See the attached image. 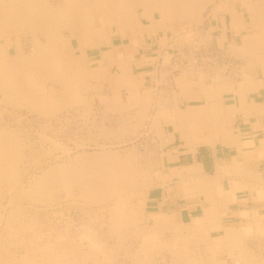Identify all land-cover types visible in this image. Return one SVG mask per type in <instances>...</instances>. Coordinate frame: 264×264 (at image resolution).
<instances>
[{"label": "rangeland", "instance_id": "obj_1", "mask_svg": "<svg viewBox=\"0 0 264 264\" xmlns=\"http://www.w3.org/2000/svg\"><path fill=\"white\" fill-rule=\"evenodd\" d=\"M46 1L53 7H57L61 2V0ZM263 3L264 0H209L203 5L205 8L203 6L199 8L200 11L170 5L164 19L160 18L157 11H155L157 14L152 12L150 15H144L141 12L143 6H136L132 15L141 18L144 24L150 25L159 33L163 32L165 38L169 36L170 39H175L177 45H183L185 48L193 45L192 56L199 63L202 62L200 59H203L200 54L205 57V53H209L212 58L209 65L214 66L217 64L214 63L216 62L214 59L218 57L222 59L224 52L217 45L206 48L205 44L213 39L216 44L222 45L224 38H229V35L219 36V33L225 25L232 22V12L238 14L237 22L243 21L244 12L245 19L247 18L250 25L253 27L261 25V22H264ZM116 13L124 14L126 11L108 12L103 8H94L91 11V24L99 27L101 21H109V17ZM158 21L161 25L157 23ZM110 26L111 24L108 27ZM104 31L106 32V28ZM91 32V29L82 30L86 47L87 44L89 46L90 42L95 41V38L90 40L92 37L87 36ZM68 34V29L62 31V36ZM21 37L25 44L26 35L22 34ZM177 38L181 41L183 39L184 42L179 40L178 43ZM13 40L15 39L11 36L8 39L4 38L3 42ZM72 41L74 45L77 44L75 39ZM197 46L202 47L198 49ZM28 47L29 44L26 43L25 48ZM95 49H89V54L96 53L98 49ZM67 54L68 48L62 53L61 64L64 69H67V76L70 77L75 68L68 66ZM73 66L77 67L78 64L73 62ZM217 67L214 69L222 71L220 66ZM112 72L110 70V73ZM85 79L78 83V90L75 89L76 92L78 91L77 98L75 102L72 101L73 103L68 99L72 97L73 91L70 93L72 88H66V91L62 93L58 82L54 83L51 77L37 78L38 84L44 86H39L41 93L47 101L52 102L45 110L31 109L24 105L15 106L9 102L0 101V136L7 131L11 133L13 143L18 147L20 172L16 180L17 186L2 190L0 195V246L3 248L5 258L7 257L8 261L11 258L12 264H24L23 257H28V264H46L47 259H50L52 255H50L52 251L49 252L50 248L62 238L68 241L67 247L70 248L66 255L69 264H78V262L79 264H182V261L188 258L187 261L190 263L191 255L197 256L198 260V254H195L193 250L196 239L193 238L194 229L190 221V213L183 214L182 222L180 216L170 220L163 214L148 215L149 210L145 206L148 194L158 193L162 186V174L169 175L168 179H170L174 176L172 173L174 170L158 169L159 156L156 151L158 145L148 138L149 127L146 123L145 111L127 108L126 86H121V89L116 92L106 83L103 89L95 88V85L86 83ZM123 79L126 81L127 77ZM62 95L65 100L58 98ZM112 152L117 156L115 157ZM83 153L104 155L108 159L113 157L112 160L126 162L119 169H125V167L132 169L129 166L134 168V171L131 170L133 173L129 182L113 190H107L109 186L101 183L102 190L98 192L103 191L102 194L85 195L76 181L63 177L60 172L57 173L58 175H53L48 182L41 181V174L43 175L45 170L54 165L62 167L63 163H71L75 156ZM10 216L14 217L12 223L8 221ZM164 221H167V224H164ZM130 226L135 227L133 229ZM154 226L157 227L156 230ZM85 227L88 229L86 230ZM89 229L92 230L89 231ZM85 236H87L86 239ZM94 237L97 242L92 243L91 246L90 242H94ZM40 250L43 252L41 253ZM95 250L98 251V256L94 254ZM199 256V260H202L200 264H206V262L209 264V261L213 264L210 255L201 253Z\"/></svg>", "mask_w": 264, "mask_h": 264}, {"label": "crops", "instance_id": "obj_2", "mask_svg": "<svg viewBox=\"0 0 264 264\" xmlns=\"http://www.w3.org/2000/svg\"><path fill=\"white\" fill-rule=\"evenodd\" d=\"M261 23L253 27L243 12V23L220 31L229 35L222 45L213 39L205 44L224 52L223 60L213 57L222 71L209 65V53L195 65L193 45H177L142 19L110 26L111 45L95 54L84 45V67L91 71L85 82L102 89L106 83L116 92L126 86L127 108L145 111L148 138L158 145V169L174 170L170 179L162 174L158 193L148 194V215L180 216L182 222L190 213L194 253L198 259L212 253L213 264H264ZM116 53L127 58L129 70L120 68Z\"/></svg>", "mask_w": 264, "mask_h": 264}, {"label": "bare ground", "instance_id": "obj_3", "mask_svg": "<svg viewBox=\"0 0 264 264\" xmlns=\"http://www.w3.org/2000/svg\"><path fill=\"white\" fill-rule=\"evenodd\" d=\"M208 1L209 0H61V2L58 3L57 7H53L46 0H0V101H6V102H9L10 104L15 105V106L24 105L25 107H28L31 109L37 108V109L45 110L47 108V106L49 108L51 101H47V99L41 93V90L39 88L40 85L38 84L37 78H40V77L50 78L51 77V79L52 78L54 79L53 80L54 83H55V81L58 82L60 89H62V91H61L62 93H63V91L64 92L66 91V88L67 89L70 87L72 88V90H70V93H72V91H73V94L71 95L72 97L68 98V99L70 100V102H72V101L75 102V100L77 98V92H78V91L76 92L75 89H77L78 83L82 82L83 77H85L86 73L91 72L89 70L90 68L84 67V61H83V56L85 55V52L87 49L84 47V37H82V30L84 28L86 30L91 29V31H92L91 34H87L88 37H92V38H90V40L95 38L94 42L89 41L90 47L98 48V47H102V46L111 45V33H110L111 28L108 27L109 24H111V27L112 26L115 27L117 25H119L121 27H127V26H131L133 23H139L141 18L135 17L132 15V12L135 11L136 6H143L141 9L142 10L141 12L144 15H150L152 12L157 11L158 14L160 15V18L164 19L166 13H168V11L170 9L169 8L170 5H179L181 7L190 8V9L196 11L200 7L205 5ZM242 4H243V2H242ZM247 7H249V5H247ZM250 7H253V6H250ZM94 8H97V9L103 8L104 11H108V12L112 11V10L113 11L124 10V11H126V13H124V14H118V13L112 14L109 17L110 22L108 20L101 21V23L99 24V27H98L95 24L94 25L91 24V19H90L91 18V11ZM198 11H200V9ZM237 15L238 14L235 12L231 13V19H232V23L234 24V26H237V25L239 26V24L241 23V21L237 22L238 21V19L236 18ZM157 23L161 25L160 21H158ZM236 23H238V24L236 25ZM226 27L227 26L225 25L224 29H226ZM105 28H106V32L104 31ZM64 29L69 30V34L67 36H62V31ZM224 29H222V30H224ZM121 31H123V29H121ZM22 34L26 35V39H27L26 43L29 44V47L27 49L25 48L26 43L24 44L22 42V40H23V39H21ZM169 35H170V33H169ZM11 36L15 40H13L12 42H5V41L3 42L4 38L8 39ZM163 36H164V34H163ZM168 38H169V36H168ZM73 39H75L77 41L76 45L73 44V41H72ZM179 40L180 39H178V43L181 41V40L180 41ZM174 41H176V40L174 39ZM182 41L184 42L183 39H182ZM66 48H68V54H67V57H69L68 66L75 68L74 73L70 77L67 76V72H66L67 69H64L63 64H61V57H63L62 53H63L64 49H66ZM95 50H97V49H95ZM191 58H193V57H191ZM194 58H193V63L195 65L200 66V65L204 64L202 62L201 63L197 62ZM59 59H60V62H59ZM116 59L119 61L120 68L124 67V70L125 69L129 70V64L127 63L128 60H127V58H125V56L123 54L116 53ZM196 59H198V58H196ZM200 61H202V60L200 59ZM73 62H76L78 64V66L74 67ZM216 66H218V64ZM221 68H222V70L225 69L224 67H221ZM55 74H59V75L56 76ZM42 87H44V86H42ZM78 96H79V94H78ZM58 98L65 100L64 95H62V97H58ZM54 100H55V98H54ZM57 101L58 100L56 98V102ZM126 104L128 106V99H127ZM55 105H56V103H55ZM59 106H61V105H59ZM41 113L44 114L45 112H41ZM112 154H114V153L112 152ZM128 155H130V154H128ZM114 156L116 157L117 155L114 154ZM112 159H113V157H112ZM112 159H108L106 156L104 157V155L98 156L94 153L92 155H90V154L86 155L84 153L79 154L73 158L71 163L70 162L69 163L66 162V164L63 163L62 167L54 165L53 167L48 168V170H45L44 174L43 175L41 174V181L48 182L49 180L52 179L53 175H55L57 173L59 174V172H60L63 175V177L68 178L69 180L71 179V180L76 181V183L79 184L80 188L83 189V192L85 195H92V194H99L100 195L103 192V191L98 192V191L102 190L101 185H100L101 183L109 186L108 189L106 188L107 190H113L116 187L122 186L126 182L128 183L129 179L131 178V175L133 173V172L131 173V170L134 171V168L131 166H129V167L132 169H128V168L126 169V167H125V169H119L126 162H123L120 160H112ZM18 161H19L18 147L13 143V138H12L11 133L9 131H7V133L0 136V195L2 194V190H4V189L8 190L11 188H15L17 186L16 180L20 176ZM107 167H109V168H107ZM58 169H60V171ZM137 173H136V175H137ZM161 178H162V176H161ZM99 185H100V187H99ZM97 187H99V188H97ZM95 188H97V189H95ZM39 190H40V188H39ZM55 190H56V188H55ZM94 190H96V191H94ZM35 191L39 192L38 190H35ZM45 192L46 191H44V193ZM41 196L42 195H40V197ZM119 210H120V208H119ZM113 220H115V219H113ZM8 221L11 223L14 222V217L10 216V218H8ZM121 223H122V221H121ZM136 224H137V222H136ZM114 225H113V227L115 228ZM156 225H157V223H156ZM131 227L132 226H130V228ZM134 227L135 226H133L132 228L134 229ZM154 227L156 230L157 227L156 226H154ZM87 229L88 228H86V230ZM148 229H146V230H148ZM91 230L89 229V231H91ZM93 230H94V228H93ZM123 231H126V230H123ZM88 232L86 234H88ZM155 233H156V231H155ZM156 234H158V233H156ZM82 235H80L81 237L80 236L79 237L82 238ZM145 235H146V233H145ZM150 235H152V233ZM90 236H92V235H90ZM147 236H146V238H147ZM59 237H61V236H59ZM59 237H58V239H59ZM86 237L87 236H85V239H86ZM149 238H150V236H149ZM152 238H154V237L152 236ZM236 239H239V238H236ZM99 240H100V238H99ZM88 241L90 242L89 239H88ZM232 241H235V240H232ZM56 242L57 243L54 247H51L52 245L49 246V247H51L49 252L52 251L50 253V255L51 254L52 255H51L50 259H47L48 261H46V264L47 263L48 264H69L68 261L66 260L67 259L66 255L68 253V250L70 249L69 246L67 247L68 241L66 239L60 238ZM96 242H97V240L95 241V237H94V242H90L91 246H92V243H96ZM85 243H87V242H85ZM2 244H5V243H2ZM96 245H98V243ZM105 245H106V243H105ZM111 245H112V243H111ZM234 245H236V244H234ZM2 246H4V245H2ZM29 248H30V246H29ZM38 248H36V250ZM44 248L46 249V247H44ZM138 248H140V247H138ZM235 248H237V247H235ZM101 250H103V249H101ZM212 251H213V249H212ZM230 251H231V249H230ZM42 252L43 251H41V253ZM95 252H96V250H95ZM45 253H46V251H45ZM97 253H98V251L94 254H96L98 256ZM185 254L188 255L189 253H185ZM187 255H185L186 259L188 258ZM235 255H237V254H235ZM211 256H212V253H211ZM232 256H233V254H232ZM232 256H231V258H232ZM22 257L23 256H21V258ZM43 257H40V258H43ZM196 257H193L191 255L190 256L191 262L189 263V261H187L189 259L188 258L187 260L182 261V264H196V262H197V264H200L201 259L197 260ZM27 258L28 257L22 258V262L24 264L29 263L27 261ZM137 258H139V257H137ZM239 258H240V256H239ZM85 260H86V258H85ZM94 260H97V259H94ZM131 260H132V258H131ZM215 260H216V258H215ZM16 261H18V260H16ZM16 261H14V262H16ZM31 261L34 263V259H32ZM193 261L195 263H193ZM213 262H214V259H213ZM12 263L13 262H11V258H10V261H8L7 257L5 258L3 248L0 246V264H12ZM78 264H79V262H78ZM92 264H94V263H92ZM206 264H207V262H206ZM209 264H210V261H209Z\"/></svg>", "mask_w": 264, "mask_h": 264}]
</instances>
